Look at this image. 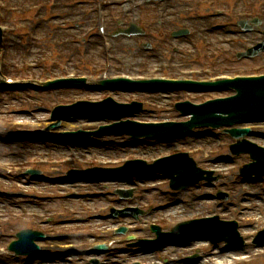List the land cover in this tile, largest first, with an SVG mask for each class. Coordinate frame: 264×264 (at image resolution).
<instances>
[{"label": "rangeland", "instance_id": "obj_1", "mask_svg": "<svg viewBox=\"0 0 264 264\" xmlns=\"http://www.w3.org/2000/svg\"><path fill=\"white\" fill-rule=\"evenodd\" d=\"M40 1L9 0V3L10 5L24 7ZM77 1L59 0L60 7L68 18H79L85 13L86 7L77 6ZM112 1L115 0H98V4L109 5L108 2L111 3ZM120 1L125 2L126 0ZM89 3L90 6L96 4L95 1ZM178 5L196 8L195 0H173L171 3V6L174 7ZM161 6L154 5L152 7L148 5L147 9L141 11V14L152 23L155 11ZM232 6L237 10H243V13L264 17V0H241L233 3ZM199 11L197 14L204 16V18L201 17L202 21L196 15L186 14L183 8L182 18L184 22L199 33V35L190 38L189 42L196 45L199 48V52H205V47L202 46L203 43L199 40L200 36H204L210 44L208 52H222V56L217 61L214 60L216 58L207 57L206 60L199 61L200 65H198L192 62L190 56L184 57L183 55L174 54L171 59L174 65L182 64V67L191 68L190 70L200 66H213L215 64L222 67L229 65V72L231 73L243 71L244 69L246 73H251L254 72V67L264 66V54L250 61H237L234 58L236 52L249 47L259 38L256 32L263 30L264 24H261L258 28L254 27L258 31L243 36L239 40L233 32L235 28L229 27L226 19H210L206 8H199ZM168 15L165 16V19ZM22 20V18L10 15L8 24L13 26L16 23L23 22ZM108 25L113 46L111 51V57L114 59L111 64L113 68L112 74L128 76H141L143 72L154 70L160 63L165 62L167 59L163 57V53L170 52V44L168 43L173 39L170 32L177 29L167 26L168 34L166 36H161L157 32L154 35L147 34L141 38L125 37L124 35L113 37L114 31L118 28H124L121 26L124 24L118 25L110 20ZM211 25H218L219 27L217 30L211 31ZM223 25H226V27L222 29ZM229 28L233 31H229ZM38 33L41 42L34 45L33 58H38L47 52H55L53 42L56 44V41L60 45L62 44L61 47L63 49H77L76 55L84 50L83 48L80 51L81 47L71 46L65 35H59L58 31L49 28L47 25L40 27ZM168 35L171 39H168ZM95 38L88 48L95 53L98 52L99 63L95 57L96 55L92 53L91 57L95 63L102 65V56L105 51L102 52L100 39ZM14 40L18 41L14 43ZM25 41V36L20 33L7 35L9 58L15 64L20 63L23 57ZM228 41H236V43L228 44ZM145 43L151 44L149 51H145ZM183 47L188 50H193L194 48L188 45H183ZM75 62H78V56L73 61V63ZM139 64H141L140 67H138ZM184 94L134 95L115 93L111 95L108 92L96 93L94 90L87 91L81 88L55 93L51 91L0 89V193L4 194L3 196L0 195V264H90L88 257L78 255L80 253L79 250L85 249V247L88 248L96 242H108L117 239L113 234V231L118 227L117 222L132 225L134 229L138 230L137 234L142 238L152 236L147 227H145L148 223H165L171 226V224L178 221L219 215L224 219L239 221L241 233L249 242L264 227V180L260 182L254 181L255 183H242L240 181L237 173L238 168L248 158L243 155L231 157L227 145L232 143L233 140L219 131L214 132L215 136L213 137L187 138L184 144L181 145H184L183 147L168 145L165 147L161 145L155 149H147L146 147L142 149L134 148L133 144H127L124 138L100 139L99 144L92 147H85L88 144L74 146L73 144H62L61 142L38 141L33 138L35 134L45 127V123H47L46 114L52 103L55 101L63 102L67 98L66 95L71 96L72 99H87L95 102L101 101L107 96H112L123 103H131L132 101L143 102L145 107L143 112L137 115L136 120L149 122L179 119L177 113L173 110L172 104L174 101L183 100L185 98ZM225 95L227 94L201 95L189 93L186 98L199 103L214 97H224ZM96 126L86 122H77L71 125H63L62 130L71 131L79 128L86 130L96 128ZM251 127L252 135L247 139L253 144L264 147V125H253ZM18 136H24V138L20 139ZM179 150L190 152L201 168L213 170L215 174L221 175L219 177L223 179L217 184V187H223L221 189L230 191L232 205L210 198L213 193L212 187H200L197 190L178 195L168 189L166 181L148 182L146 179L134 185L137 188L136 197L129 201H121L118 204L117 200L119 199L115 196V191L128 189L129 186L126 184L113 182L104 184L73 183L69 185H51L44 182H36L32 186H28L29 182L26 180L27 177L24 173L26 169L32 168L39 170L45 177H59L71 168L97 165L100 164V161L108 160L121 163L129 160L133 155L152 160ZM230 157L231 162L227 159ZM33 187L40 191L39 197L46 198V200H39L36 201L37 203H33L31 196L38 192ZM62 194L72 196L74 194H82L83 196H88V198L82 200L69 199L67 201L52 199L60 197ZM148 205L153 208L160 205L163 209L154 210L149 218L138 223L133 222L131 219L121 218L118 220L103 218L97 222L95 220L97 225L105 227L104 231H106V234L103 236L100 235L101 230L95 229L94 226L92 228L94 222L92 216L99 213L100 215L108 213L107 209L109 207L144 206L146 208ZM35 211L42 215L57 213L56 220H43L44 218L35 220L39 226L38 230L45 232L48 237H51L46 243L40 244L41 251H43L42 256L32 262L23 258H15L12 255L9 256L5 250L7 244L10 240L15 239V235L19 230L31 228L33 219L27 218V216L28 213ZM72 213L76 214V217L73 218ZM14 214L17 215V218H15ZM77 217H82L83 219L85 217L87 221H75ZM69 219L74 221H68ZM68 245L70 248H67ZM125 248L126 246L121 244L117 250H112L114 255L117 256L110 257L105 255L104 261L107 264H131L135 261L153 264L149 261H162L163 257L168 259V262H173L181 259L183 255L189 254L187 251H172L168 256V251H171L168 249L162 253L161 257L158 256L160 254H153V259L141 257V255H135L134 253H127L126 251L123 252L122 249ZM257 252L259 250L247 246L242 252L235 253V255H223L225 258L222 256L220 261L224 260V264H239V260L247 259V255L250 256ZM262 256V259L258 260L259 258H257L254 264H264V255L262 254ZM101 259L103 261V257Z\"/></svg>", "mask_w": 264, "mask_h": 264}, {"label": "bare ground", "instance_id": "obj_2", "mask_svg": "<svg viewBox=\"0 0 264 264\" xmlns=\"http://www.w3.org/2000/svg\"><path fill=\"white\" fill-rule=\"evenodd\" d=\"M18 40H14V43H16Z\"/></svg>", "mask_w": 264, "mask_h": 264}]
</instances>
